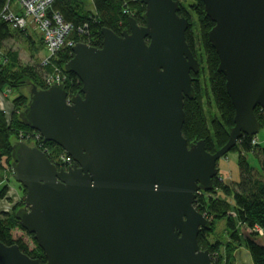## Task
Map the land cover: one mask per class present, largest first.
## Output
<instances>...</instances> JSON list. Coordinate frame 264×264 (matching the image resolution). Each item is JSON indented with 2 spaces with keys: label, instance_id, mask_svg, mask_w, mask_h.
Returning <instances> with one entry per match:
<instances>
[{
  "label": "water",
  "instance_id": "1",
  "mask_svg": "<svg viewBox=\"0 0 264 264\" xmlns=\"http://www.w3.org/2000/svg\"><path fill=\"white\" fill-rule=\"evenodd\" d=\"M135 1L144 24L131 16L119 35L102 29V47L73 46L65 70L81 93L30 88L23 124L74 164L59 168L40 147L14 142L11 170L27 191L16 218L46 262L0 241V264H213L198 238L212 221L193 203L213 188L219 160L262 129L264 0H203L235 106L229 141L214 153L182 130L184 99L196 94L191 74L201 70L186 39L191 21L179 0Z\"/></svg>",
  "mask_w": 264,
  "mask_h": 264
},
{
  "label": "trees",
  "instance_id": "2",
  "mask_svg": "<svg viewBox=\"0 0 264 264\" xmlns=\"http://www.w3.org/2000/svg\"><path fill=\"white\" fill-rule=\"evenodd\" d=\"M181 1L182 5H184L188 0ZM7 2L8 0H0V92L5 88L12 90L20 88L25 79H29L31 87L36 84L39 88L45 89L48 86L43 81V73H40L34 66L21 64L18 52L5 48L6 42L15 35H22L29 40L33 38L29 29L19 30L13 28L11 23L2 18L1 14L4 12ZM92 3L93 9H88L87 3L82 2V0H54L52 3L50 12H59L66 21L74 26L73 34L69 36L73 42H84L91 46L102 47L103 28H110L119 35L129 29V18L131 16L136 19L137 23L144 24L142 15L144 14L145 6L140 1L92 0ZM190 7L193 14L180 11L179 15H184L191 21L190 28L186 31V39L197 58L198 42L195 39V33L192 28L195 26L198 28L199 34L196 35L200 39L199 42L205 55L204 61L201 58L198 60L208 74L213 96L211 98L214 100L218 114L216 115L210 110L206 111L204 98L201 93L202 85L198 82L200 75L192 73L191 75L196 78L193 84L196 94L193 98H185L183 106L185 122L182 130L184 137L188 140V144L204 140L206 150L214 153L229 141V134L234 125L235 106H233L230 95L227 93L226 76L222 72H218L219 56L208 39L209 30L215 23L207 15L203 0H191ZM192 16L196 17L195 22L192 20ZM41 43L45 47L42 36ZM48 55L49 51L46 56ZM72 56V47L65 45L51 57V63L46 65L44 71L54 74L55 68L62 70L61 73L67 80L65 84L66 91L71 96H75L81 93L82 83L78 77L67 69L65 70V64L72 59ZM27 101L28 95L26 94L13 99L12 102L15 104L16 110L12 114L10 121L6 116L5 110L0 107V172L5 171L3 165L5 159L7 164L11 165L13 161L12 145L15 141L22 140L19 139V136L23 135L26 139L27 134L35 136L36 133H39L24 125L20 118L19 113L24 109ZM208 104H210V100ZM255 114L261 122L262 128H264V112L262 109H255ZM253 140L254 137L249 138L243 135L237 145L233 147L232 152L238 153L239 182L230 184L224 179L215 177L213 179V188L210 191H203L204 195L202 197L198 194L194 201L196 209L212 221L213 230L217 220L228 219V225L231 229L229 231L231 240L224 247L226 249L225 254L221 252L222 244L219 243V240L210 241L209 232H212V229L207 230L204 228L198 235L200 248L210 251L213 264H236L234 253L241 244H244L249 249L254 264H264V245L258 242V233L252 231L248 234V237H245L239 227V225L244 226L250 231L259 227L264 234V179L255 173V168L251 166L246 157V154L250 152L254 155L258 154L257 149L260 145H253ZM41 144L43 145L42 150L45 148L50 149V153L46 152L47 157H50L51 161L60 168L63 163L56 158L65 152L64 149L61 146H57L54 142H44L43 138ZM261 149L264 155V148ZM8 190L9 187L7 185H0V201L5 200L9 193ZM26 192H24L25 195ZM219 194L223 197L219 196ZM230 197H232L234 207L228 201ZM21 205H18L12 212L0 213V241L6 246L15 244L28 256L45 263L46 256L42 248L37 244L34 235L28 234L16 218V212L21 208ZM16 228L33 237L35 245L33 248H30L21 237L15 238L12 235V231Z\"/></svg>",
  "mask_w": 264,
  "mask_h": 264
},
{
  "label": "rangeland",
  "instance_id": "3",
  "mask_svg": "<svg viewBox=\"0 0 264 264\" xmlns=\"http://www.w3.org/2000/svg\"><path fill=\"white\" fill-rule=\"evenodd\" d=\"M179 1L182 2L181 0ZM82 2L87 3L88 9H91L93 7L92 0H82ZM190 2L191 0H188L186 4H184V7H186V10H189V13L193 14V12L190 10L191 8ZM195 19L196 17L192 16V20H194V22L196 21ZM30 26H31L30 27L31 29L29 30L33 31L31 36L34 39L32 38L31 40H29L23 37L22 35L20 36L15 35L14 37H10V40L6 42L5 48L16 50L18 52L19 61L21 62V64L25 66H31V67L34 66V68L36 67V69L40 71V73H43L44 77L51 76L52 73H49V72L46 73L44 71L46 66L43 65V61H44L45 56L48 54V51L44 47V45L41 43V36L43 33L40 28L42 27H40L39 23L36 24V22H32V25ZM192 31H194L195 39L198 42V46H197L198 58L197 59L201 58L202 61H204L205 55L203 53V48L201 47V43L199 42L200 39L196 35V34H199L198 28L195 26L194 28H192ZM197 74L200 75L198 82L200 83V85H202L201 93L204 98V105L206 107V111L210 110L217 115L218 114L217 107L214 104V100H212L211 98L212 93H211V85L209 84L208 74L205 72L204 67H202V64H201V70ZM44 77H43V81H44ZM30 88H31V82L29 81V79H25L23 82V85L20 88H15L13 90L9 88H5L4 90H2V92H0V107L2 110H5L6 116L9 121L12 117V114L16 110L15 104H13L12 102L13 99H15L17 96L24 95V94L29 96L28 92L30 91ZM209 100H210V104H208ZM256 109H262V108L260 106H257ZM26 137L27 138L25 139V137L21 135L19 136V139H22V140L25 139L24 140L25 142L27 141L28 143L37 145L38 147L43 149V145L41 144L42 138L38 136L37 133L35 136H32L31 134H27ZM254 144L256 145L259 144L261 148H264V128H262L259 133L254 135L253 145ZM260 147L257 149L258 156L250 152L246 154V157H247V160H249V163L251 164V166L255 168L256 170L255 173H257L258 176L264 179V155L262 154V149ZM43 151H45V153L51 152L50 149L48 150L46 148ZM62 155L63 154H60L58 156L59 158L57 157L56 159L58 161L61 160ZM237 158H238V153L231 151L225 156H223L222 159L219 160L220 162L218 163V171H219L218 176L221 179H224L226 182H229L230 184H237L240 179V171H239ZM3 165L5 168L4 169L5 171L0 172V178H1L0 185H4V186L7 185L9 187V190H8L9 193L7 197L5 198V200L0 201V213L2 212L7 213V212H12V210L14 211V209L18 205L25 203L24 202L25 200L24 192L25 191L21 183L18 182V180L14 179L13 171L11 170V165L7 164L6 159L3 161ZM199 194L201 195V197L202 195H204L203 191L200 192ZM219 196L221 195L219 194ZM228 201L234 207L232 197L228 198ZM23 204L20 207L22 206L24 207L25 204L24 205ZM239 227L241 229L242 235L245 237H248V234H250L252 231L257 232L259 235V232H258L260 231L259 227L251 231L244 226L239 225ZM230 230L231 229H230V226L228 225V219L225 218V219L217 220V222L215 223V229L214 230L212 229V232L211 231L209 232L210 234L209 238L211 242H215V240H219V243L222 244L221 252L223 254L226 253V249L224 248L226 246V243H229L231 240V238L229 237ZM12 235L15 238L21 237L27 243V245H29L30 248H33L35 246L33 242V237L29 236L27 233H25L21 229H18V228L14 229L12 231ZM243 247H244V250L241 249L240 251L239 249ZM245 248H246L245 245L241 244L237 248L238 253L237 251L235 253L238 254L239 258H241L242 264H250L249 249L246 248L247 250L245 252ZM235 253H234V260L237 261V258H236L237 254L235 255Z\"/></svg>",
  "mask_w": 264,
  "mask_h": 264
},
{
  "label": "built area",
  "instance_id": "4",
  "mask_svg": "<svg viewBox=\"0 0 264 264\" xmlns=\"http://www.w3.org/2000/svg\"><path fill=\"white\" fill-rule=\"evenodd\" d=\"M53 2L54 0H8L4 12L1 14L2 18L11 23L13 28L19 30L30 29L32 22L40 24L42 28H39L43 33V42L49 51V55L45 56L43 61L45 66L51 63V57L61 50L62 47L68 45L73 49V46L77 43V41L73 42L69 37L74 32V26L66 21L59 12H50ZM54 70L57 73L54 72L51 76L44 77L45 84L48 87L56 85V83L65 86L67 80L62 75V70L59 68ZM37 135L43 138L40 133ZM35 146L37 147V145ZM61 157V160H59L63 163L60 166L61 168L67 170L74 164L73 158L68 156L66 152Z\"/></svg>",
  "mask_w": 264,
  "mask_h": 264
},
{
  "label": "crops",
  "instance_id": "5",
  "mask_svg": "<svg viewBox=\"0 0 264 264\" xmlns=\"http://www.w3.org/2000/svg\"><path fill=\"white\" fill-rule=\"evenodd\" d=\"M30 29H31V28H30ZM32 29H33V28H32ZM29 32H31V35H32V32H33V31H29ZM258 232H259V239H258V242H261V243L264 245V236H263L264 234H263V231L260 230V231H258ZM241 249L244 250V247H243V248H240L239 250L241 251ZM246 250H247V249L245 248V252H246ZM237 253H238V250H237ZM237 253H235V255H236ZM249 257H250V264H254L253 259H252L251 255H250V251H249ZM236 258H237L236 264H242L241 258H239L238 254H237Z\"/></svg>",
  "mask_w": 264,
  "mask_h": 264
},
{
  "label": "flooded vegetation",
  "instance_id": "6",
  "mask_svg": "<svg viewBox=\"0 0 264 264\" xmlns=\"http://www.w3.org/2000/svg\"><path fill=\"white\" fill-rule=\"evenodd\" d=\"M181 3V2H180ZM180 10L181 11H185L186 13H189V10H186V7H184V5H182V3H181V8H180ZM195 78V77H194ZM194 80H196V78L194 79ZM194 82L195 81H193V83H192V86H193V84H194ZM194 89H195V87H194ZM70 95V94H69ZM71 96V95H70ZM72 97V96H71ZM185 98H187V97H185ZM184 101H185V99H184ZM219 179H220V177H219Z\"/></svg>",
  "mask_w": 264,
  "mask_h": 264
}]
</instances>
